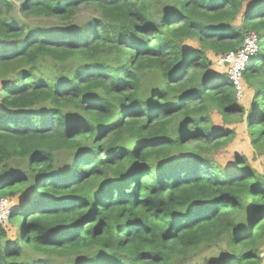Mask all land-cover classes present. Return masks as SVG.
<instances>
[{"label":"trees","instance_id":"obj_1","mask_svg":"<svg viewBox=\"0 0 264 264\" xmlns=\"http://www.w3.org/2000/svg\"><path fill=\"white\" fill-rule=\"evenodd\" d=\"M251 32L247 106L209 51ZM263 42L264 0H0V264H264V170L216 160L264 157Z\"/></svg>","mask_w":264,"mask_h":264},{"label":"rangeland","instance_id":"obj_2","mask_svg":"<svg viewBox=\"0 0 264 264\" xmlns=\"http://www.w3.org/2000/svg\"><path fill=\"white\" fill-rule=\"evenodd\" d=\"M13 13H16L19 16V23H25L28 26H38L42 25L43 27H53L57 25V20L56 19H43V18H37V17H31V18H26L23 17L21 14L18 12V4L16 5V9L13 11ZM94 13L90 9H82L81 13L77 16L76 22L79 24L85 23L87 19L90 17H93ZM243 22V18L240 17L237 20V25H241ZM264 43V42H263ZM189 47H199V43L196 41H192L188 43ZM209 55L211 56L214 64L212 66V70H214L217 73L220 74H225L227 73V66L223 63L220 62L221 58L223 56L215 55L212 50L209 51ZM247 94L243 98V102L245 104L250 105V103L253 100V91L250 88H247ZM215 125L220 126V127H229L232 128L234 127L233 125H226L223 120L219 117L215 118ZM237 128V135L234 138L232 142H230L226 147H224L221 151L220 154L216 156L217 163L227 167L232 165L236 158L238 157H245L250 165H253L257 169L263 171L264 170V157H259L257 160L254 158L255 155V149L251 145V139L249 137L248 133V127L247 124L245 123H240L236 125ZM255 160V161H254ZM32 193L30 191H27L26 193L19 194L17 197H8L7 199L9 200L8 205H19L22 200L26 199L27 197H30ZM13 199L14 202H11ZM11 202V203H10ZM9 225V224H7ZM17 226H12L10 224L9 227V233L11 238H16L18 231H17ZM220 253V250L218 249H213L210 251H202L199 253L197 261L202 262L206 256L208 257H216Z\"/></svg>","mask_w":264,"mask_h":264},{"label":"built area","instance_id":"obj_3","mask_svg":"<svg viewBox=\"0 0 264 264\" xmlns=\"http://www.w3.org/2000/svg\"><path fill=\"white\" fill-rule=\"evenodd\" d=\"M259 40V35L256 32H251L247 35L243 46L237 52H230L220 60L221 63L227 66L228 78L235 84L236 95L239 101L243 100L246 95L244 75L253 57L259 51ZM7 198H0V224L2 225L9 223L11 212L17 207L15 204L9 206ZM11 202H14L13 199Z\"/></svg>","mask_w":264,"mask_h":264},{"label":"clouds","instance_id":"obj_4","mask_svg":"<svg viewBox=\"0 0 264 264\" xmlns=\"http://www.w3.org/2000/svg\"><path fill=\"white\" fill-rule=\"evenodd\" d=\"M249 34H250V33H249ZM258 35H259V34H258ZM246 37H247V36H246ZM245 39H246V38H245ZM259 41H260V40H259ZM244 42H245V41H244ZM243 44H244V43H243ZM259 48H260V43H259ZM247 70H248V69H247ZM246 72H247V71H246ZM246 72H245V73H246ZM241 101H242V100H241ZM9 222H10V221H9Z\"/></svg>","mask_w":264,"mask_h":264},{"label":"crops","instance_id":"obj_5","mask_svg":"<svg viewBox=\"0 0 264 264\" xmlns=\"http://www.w3.org/2000/svg\"><path fill=\"white\" fill-rule=\"evenodd\" d=\"M241 103H244L243 101ZM245 104V103H244Z\"/></svg>","mask_w":264,"mask_h":264}]
</instances>
